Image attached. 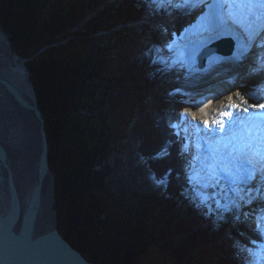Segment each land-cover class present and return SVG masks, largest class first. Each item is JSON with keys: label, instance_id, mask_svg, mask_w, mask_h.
<instances>
[{"label": "trees", "instance_id": "obj_1", "mask_svg": "<svg viewBox=\"0 0 264 264\" xmlns=\"http://www.w3.org/2000/svg\"><path fill=\"white\" fill-rule=\"evenodd\" d=\"M101 1L0 0V26L16 54L32 58L25 66L45 119L59 231L95 264H224L215 261L219 246H209L208 241L214 240L211 235L202 245L191 235L179 237L188 232L191 221L208 229L212 218L200 215L196 221L173 213L183 190H190V180L171 126L176 120L156 102L148 109L150 114L145 113L146 90L135 85L133 74L140 70L139 60L132 62L133 51L125 45L127 38L138 35L120 28L111 35L115 52L92 37L59 44L64 34L74 36L69 30ZM120 1L115 13H97L84 32L91 36L124 20H136L151 2ZM100 77L112 84H96ZM175 98L169 100L180 105ZM133 113H137L135 121ZM130 123L129 158L138 170L151 173L155 184L143 191L116 190L111 181L102 184L113 171L108 164H99L110 157L112 146L119 153L127 150L121 143L122 130ZM230 250L234 257L236 251ZM192 253L197 255L189 258ZM183 255H188L187 262Z\"/></svg>", "mask_w": 264, "mask_h": 264}, {"label": "bare ground", "instance_id": "obj_2", "mask_svg": "<svg viewBox=\"0 0 264 264\" xmlns=\"http://www.w3.org/2000/svg\"><path fill=\"white\" fill-rule=\"evenodd\" d=\"M216 1L217 0H202V2H200L202 7H200V5H198L199 3H196L195 1L191 4L185 5L184 0H171L170 3L167 2V0L163 3L159 2V0H156V2L153 0L144 6L145 8L149 6V11L143 13L142 20L132 22V25L140 28L142 26L141 22L144 20H156L151 18L160 17L159 14H161V12L163 13L162 10L165 9L167 4H170L168 9L173 8L171 9L173 10V14L175 11H182L184 15L187 12L188 15L191 16L193 12L198 14L200 8L206 7V9L211 10V16H214V18L209 19V22L211 23L210 30L203 27L204 24L202 21L198 22L195 21L192 16L189 17V19L192 18V21L189 23L190 26L195 28L200 27L201 29L199 28L196 34L193 35H190V33L184 34L183 40L190 41L195 39V41H200L198 45L197 42L195 43L196 45L193 44L191 48H186V51L190 54L188 59L195 62L197 54L192 51L198 48L201 49L206 45H209L208 43L211 42H215L216 44L210 46V49L219 48L224 51L229 50L231 51L229 55L213 52L207 56L203 68H199L196 63L193 65L188 64L189 62L187 64L178 63L177 65L176 58L178 56L176 53L181 47L179 45L181 43H175L174 47L168 48L164 53H162V50H158L155 61L157 58H160V61H169V59L175 60L177 67H179L177 68L179 72L178 75L183 77L185 74V79L182 80L184 86L187 84L196 85L197 89H201L206 84L207 86H210L212 93L213 91H220V88L222 87L224 88L219 94L220 97L213 93L214 95L210 100H214V98L216 99L211 111H208L207 108H204L202 111L206 121H209L213 126V128L210 127V129H215L214 131L212 130L213 134L206 132L210 134L209 137L202 138L204 146L208 149L206 152H204L203 149V154L198 151L200 142L196 140V136L199 137V135H201L200 132H198V129L195 130L197 134L196 136L194 134V138L192 139L189 135L190 132L188 126L183 124L180 125V127L177 126L179 120L173 123V131L178 137V144L181 143V149H179L178 145V151L182 154L180 155L181 159L184 158L189 160L191 167H193V164H196L197 161H199V163L203 161V165L206 166L204 169L205 177L208 178L212 176L216 178V180L220 179L223 185L226 186L223 189H228L232 192L231 196L228 197L229 199H233L239 189L237 188L238 184L233 182V178H235V181H239V187L242 190L248 191V189H250V199L253 203H249L246 197L241 196L231 200L229 208H234L235 212L238 213L240 223H238L237 226L242 228V233L238 235V239L241 241L238 240L235 247L231 244V247L236 251L233 258L234 260L237 259V262L234 261L233 264H252L253 256H251V251H248L250 255L248 253H243V250L238 249L237 246L239 243L244 245V243L247 242L248 248L252 247L254 244L256 245V252L257 250L259 252L264 251V239L262 237L264 234L262 229L264 226V171L258 170L264 165V154L254 146L252 140L248 138L241 139L239 135H236V139H234L235 137L229 138V146L218 145L215 138L217 137V134L223 133L227 128H232L230 123L234 122L238 109L243 108L249 110L251 107L254 108L260 106V100H262V103L264 102V12L260 11L258 7L256 9L244 7L241 3L242 0H236L234 6H229L231 0H228V3H225V0H222V4H224L223 7L227 8V11H224V14L229 18V20L224 22V19L226 18L216 14L218 7H213V5H216ZM153 3L154 7L151 9V4ZM184 6H187V8H184ZM150 14L152 15L149 17ZM231 17H234L235 19ZM157 20L156 24H154L156 26L153 29L159 37V40L162 41L160 42L161 44H169V41L166 43L163 42L162 37H164V34L157 29V24H159L160 18ZM203 20L205 24L206 21H208L207 19ZM167 23L169 22H166V24ZM151 24L153 23H150L149 25L151 26ZM180 24L181 26L183 25V19L181 20V17ZM206 25L210 24L207 22ZM167 37L168 36H165L166 39ZM228 38L229 40H227ZM4 42V36L0 32V47ZM188 53L185 54L187 57ZM180 57L181 56L178 58ZM236 65L239 66L238 69H236L235 72H231L232 66ZM0 75L23 92L29 100L33 99L31 81L28 74H26L22 68L20 60L1 54ZM229 76H237V81H234L233 83ZM174 78L177 79L178 77ZM248 83L251 87L250 90L247 89V86H249ZM236 87H241L240 93L247 96L249 100L243 101L242 99H238L234 92ZM227 98H231L232 101L227 102ZM233 99H235V102H233ZM17 121L19 120H17L16 117V110L13 108L9 98L4 96L0 100V135L5 140L8 148L12 151L16 187L19 194L25 198L29 195V191L32 189L35 182L32 174L36 168L38 146L36 145V142H34V128L28 127L20 121L18 124ZM188 123L191 124L190 126L192 127L199 128L200 126L201 128L199 122L194 121L193 119ZM203 123H205L203 126L207 128L209 124L206 122ZM203 134H205V132H203ZM258 146L263 150V145ZM233 148H236L237 150L234 151ZM19 150H21L20 152L23 155H18V157L17 154ZM249 160L252 161L251 164L248 163ZM248 165L250 166L251 171L248 175H244L243 173L249 167ZM225 168L229 169L233 174L229 180H226V178L223 179V176L226 175V173L222 171V169ZM30 170L33 172L31 175L29 173ZM209 184L220 185V183L217 184L216 181H211ZM54 201V179L50 178L47 180L42 209L43 230H49L54 226ZM242 202L247 206V210L245 209L242 211ZM260 206H263L261 211H259ZM240 213H242V215H240ZM239 218L237 217L236 219ZM248 250H250V248Z\"/></svg>", "mask_w": 264, "mask_h": 264}, {"label": "rangeland", "instance_id": "obj_3", "mask_svg": "<svg viewBox=\"0 0 264 264\" xmlns=\"http://www.w3.org/2000/svg\"><path fill=\"white\" fill-rule=\"evenodd\" d=\"M138 1V0H137ZM153 1V0H152ZM120 0H103L101 1V4L97 5L93 11H85V14L83 18L77 23L76 28L70 29L69 31L75 33L73 37H68V35L64 34V39L61 43L62 45H65L69 41H78L83 38L87 37H92L95 39L96 44L102 45L104 47L112 48L111 52L113 51L112 47V37L111 35H115L118 31H120V28L126 29L128 31H133L136 35H138L137 39H129L127 38V41L125 42V45L128 46L132 51V57L131 60L132 62L133 59H138L139 60V65H140V70L135 74V85H141L145 87L146 93H143V101L146 107V114H150V111L148 110L154 103L156 102L160 108H163L162 110L164 111L163 113L167 116H171V118L175 119L177 121L178 118H181L179 123H177V126L180 127V125H185L189 127V135L194 137V134L196 136L195 130L199 128H195L190 126L188 122H190L191 119L194 121L199 122V125H201L203 132H207V129L213 128L212 124L209 123V121H206L205 116L202 114V111L204 108H207L208 111H211L214 105V100L212 99L214 94H217L218 97L219 94L224 90V88H220V91H211L210 86H207L206 84L203 86V90L199 92V89H197L196 85H185L183 84L182 80L185 79V74L182 76L178 75L179 72L177 68L175 67L176 63L179 61H182L184 64H195V62L191 59L186 60L187 58H183L181 56L180 58H176V63L173 62L172 60L169 59L165 61H160V58H157L155 61L156 55L158 53V50H162V53L166 52L168 48L174 47L175 43H181L179 44L181 47H185V49L191 48V46L195 43L197 45L200 43V41H195V39H192L190 41L183 40L184 39V34L185 33H190V35L196 34V32L199 30L200 27H192L190 26L189 17L192 16L195 21L198 22H203V19H207L206 21L210 24L207 27H204L205 29L210 30L211 23L209 22V19L214 18V16H211V10L205 8H200L198 11V14H195L194 12L192 15H188L186 12L185 15L182 13V11H175L173 14V8H169L170 4H167L165 9H163V13L159 14L160 21L159 24H157V29L159 32L164 34L162 39H165V36H170L174 39L175 42H173L171 45L167 46L165 44H161V40H159V37L154 31V27L156 25V22L158 21V18H151V19H156V20H147L141 22V27L137 28L136 26L132 25V22H136L138 20H142V15L144 12L149 11L148 7L145 8L144 6L142 7L141 15H139V19H131V20H124L121 23H118L114 25L113 27L107 28V31H94L91 36H88L84 30L85 27L88 23L94 21L97 19V13H103V12H108V13H115L117 10L116 8L120 4ZM110 5V6H109ZM154 7V3L151 4V9ZM184 8H187V6H184ZM184 10V9H182ZM154 12V10H153ZM177 12V13H176ZM152 14L149 15V17ZM148 16V15H147ZM180 17L181 20L183 19V25L181 26L180 24ZM100 18V17H99ZM191 18V19H192ZM151 26L149 25L150 23ZM166 22H169L166 24ZM169 24V25H168ZM201 29V28H200ZM1 32V30H0ZM4 36L5 42L2 43L0 47V55L4 54L5 56H12L13 53H16L15 51L12 50L10 45H7V37ZM128 37V36H127ZM203 40V39H201ZM117 41H119L117 39ZM216 44V43H215ZM214 45V44H213ZM212 46V45H211ZM51 47L49 45L48 47H42L40 48L37 53L33 55L35 57L39 53H42L46 48ZM3 49V50H2ZM206 49H210V46L207 47ZM116 51L120 52V49H116ZM140 56V58L138 57ZM196 58V57H195ZM25 59V58H23ZM32 59V58H31ZM31 59H26L28 62ZM160 62V63H159ZM143 64V66L141 65ZM178 65V64H177ZM176 65V66H177ZM198 65V63H196ZM174 66V67H173ZM168 67V68H167ZM238 65L232 66L231 72H235L236 69H238ZM167 69V70H166ZM178 75V76H177ZM246 75V74H245ZM174 77H178L177 79ZM231 80L237 81V76H229ZM244 77V76H243ZM101 82L106 83L107 85L112 84V82L108 78H99V81H95L96 84H100ZM145 82H148L147 84ZM217 83V82H216ZM95 85V84H94ZM249 86H247V89L250 90V84L248 83ZM191 86V87H190ZM241 87L237 88L234 90L236 96L238 99H242L243 101L249 100L247 96H245L243 93H240ZM204 91V92H203ZM145 92V91H144ZM189 93V94H187ZM190 93H193L191 95ZM171 96H176V98H180L181 96L187 98L189 101L180 103V105H177V101L173 100L170 101L169 99ZM179 96V97H177ZM189 96V97H186ZM232 97V95L230 94ZM222 97V96H221ZM159 98V99H157ZM175 98V99H176ZM209 101V102H207ZM232 101L231 98H227V102ZM104 100L101 101L103 103ZM205 102V103H204ZM233 102H235V99H233ZM90 106L94 105L93 103H89ZM176 106V107H174ZM179 106V108L177 107ZM104 108V107H103ZM102 108V109H103ZM200 110V111H199ZM80 113H84L83 110H79ZM137 114V113H136ZM135 113L132 114L133 120H137V115ZM188 121V122H187ZM206 122L209 124L207 128L203 125H205ZM174 125V124H173ZM173 125L172 128H173ZM133 124H128L126 129L122 130L125 134L124 139H122L123 145L127 147L126 149H121L120 153L117 152L116 146H112V152L110 153V157L107 159L105 158L104 162L99 164L102 165L101 167L104 166H109V168L113 171L112 173H109L107 177H103V186L109 181L112 182V185L114 186V189L116 190H130V189H139L140 191H143L147 188H152L154 182L152 178V174L148 173L144 168L141 170H138L137 165H134L132 163V160L129 158V153L128 150L130 148V134H131V129H132ZM189 136V137H190ZM177 145H179V149H181V143L178 144V139H177ZM178 151V150H177ZM199 151V150H198ZM179 155L180 154L179 152ZM115 158L117 162L115 161ZM181 158V156H180ZM183 162L185 172L187 174H191V178H187L190 181V190H183V196H180V199L174 208L173 213L176 214L179 218H188L190 219L191 217L194 219L196 218V221H198V217L200 215L206 216L211 219V224L209 225V228H205V226L202 224V222H197L194 223L193 221L190 222L189 227H188V232L186 233H181L179 237H184L191 235L192 237L195 238V243L197 245H202L207 238L214 237V240L208 241L209 246H213L218 244L219 249L215 251L218 256L215 257V261H221L225 262L224 264H228V259L230 258L233 259L234 262H237V259L234 260L233 254L231 249V244L233 247H235V244L238 242V235L242 233V228L240 226H237L238 223H240V218L238 216V213L235 212V209H231L230 204L225 202V199L220 196V192L218 190H221V187L218 185H210L209 183L211 181H216V178L214 177H205L204 175V169L205 165L200 164L198 161L196 164H193V167H191V163L189 160L186 159H181ZM139 165H141L140 162H138ZM198 164V165H197ZM100 167V166H98ZM100 167V168H101ZM96 169H98L96 167ZM196 175V177H195ZM207 175V174H206ZM208 180V181H207ZM212 187H210V186ZM155 186V184H154ZM107 189V188H106ZM109 189V188H108ZM218 189V190H217ZM223 190V189H222ZM111 193H114L110 191ZM221 201V202H220ZM230 209V210H229ZM242 211L245 209L247 210V206L245 205L244 202H242L241 206ZM260 211V210H259ZM237 214V215H236ZM258 214V213H257ZM260 214V213H259ZM242 215V213H240ZM239 219H236V218ZM237 220V221H236ZM236 223V224H235ZM197 225V226H196ZM252 227V226H251ZM253 231V230H252ZM165 233L168 235L167 229L165 230ZM177 238H175L176 240ZM166 240L167 243H170L171 241L169 239H163ZM158 242L160 240H157ZM241 241V240H239ZM207 242V241H206ZM246 243V244H245ZM244 245L239 243L237 246L238 249L243 250V253H248L250 255V250H248V245L247 242H245ZM250 244V243H249ZM249 251V252H248ZM231 252V253H230ZM189 258L192 256H196L197 254H188ZM188 255H183L182 260L183 262H187L189 260ZM251 256H253L251 252ZM249 262V261H248ZM212 262H209L208 264H211Z\"/></svg>", "mask_w": 264, "mask_h": 264}, {"label": "water", "instance_id": "obj_4", "mask_svg": "<svg viewBox=\"0 0 264 264\" xmlns=\"http://www.w3.org/2000/svg\"><path fill=\"white\" fill-rule=\"evenodd\" d=\"M0 30L7 37V45L15 51L1 26ZM213 51L214 48L207 50L197 58L199 68L204 67L207 56ZM230 53L229 50H223L225 55ZM11 57L20 60L30 79L25 66L27 60L16 53ZM31 87L33 99L29 100L0 75V100L7 96L16 110L17 120L34 128V142L38 146L35 171L29 172L30 175L33 173L35 182L29 195L24 198L16 187L12 151L0 135V264H95L87 260L59 231L55 207V177L49 164L45 119L32 82ZM20 151L17 156L23 155ZM50 178L54 179L55 221L51 229L43 230L42 209L47 180Z\"/></svg>", "mask_w": 264, "mask_h": 264}, {"label": "snow or ice", "instance_id": "obj_5", "mask_svg": "<svg viewBox=\"0 0 264 264\" xmlns=\"http://www.w3.org/2000/svg\"><path fill=\"white\" fill-rule=\"evenodd\" d=\"M154 2H156V0H154ZM159 2L163 3L165 2V0H159ZM167 2H171V0H167ZM196 3H200L202 2V0H195ZM236 0H231V3L229 4V6H234L235 5ZM185 5L187 4H191L193 3V0H184ZM225 3H228V0H225ZM215 6H219V7H223L224 4H219V5H213V7ZM244 7H249V8H264V0H247L246 3L243 4ZM260 108L264 109V105H260ZM249 164L252 163L251 160L248 161ZM259 163V161H258ZM259 171H264V165L261 166L260 169H258ZM222 171H224L226 173L227 176L232 177L233 174L232 172L225 168L222 169ZM233 182H235V178H233ZM259 227V225H258ZM252 264H264V251H260L257 254L253 255V261Z\"/></svg>", "mask_w": 264, "mask_h": 264}]
</instances>
